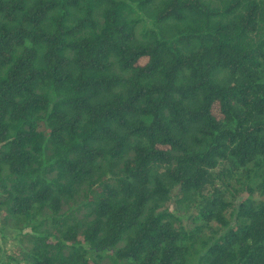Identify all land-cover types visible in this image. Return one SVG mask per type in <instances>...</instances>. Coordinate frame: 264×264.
I'll use <instances>...</instances> for the list:
<instances>
[{"label": "trees", "instance_id": "1", "mask_svg": "<svg viewBox=\"0 0 264 264\" xmlns=\"http://www.w3.org/2000/svg\"><path fill=\"white\" fill-rule=\"evenodd\" d=\"M0 264H264V0H0Z\"/></svg>", "mask_w": 264, "mask_h": 264}, {"label": "rangeland", "instance_id": "2", "mask_svg": "<svg viewBox=\"0 0 264 264\" xmlns=\"http://www.w3.org/2000/svg\"><path fill=\"white\" fill-rule=\"evenodd\" d=\"M18 236V231L14 229H3L0 232V248L4 250H9L10 246L15 242Z\"/></svg>", "mask_w": 264, "mask_h": 264}]
</instances>
